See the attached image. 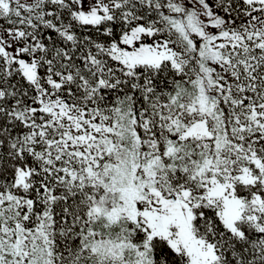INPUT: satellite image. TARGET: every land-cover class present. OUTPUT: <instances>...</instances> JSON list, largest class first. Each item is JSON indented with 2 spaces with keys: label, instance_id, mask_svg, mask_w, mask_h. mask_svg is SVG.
<instances>
[{
  "label": "snow or ice",
  "instance_id": "snow-or-ice-1",
  "mask_svg": "<svg viewBox=\"0 0 264 264\" xmlns=\"http://www.w3.org/2000/svg\"><path fill=\"white\" fill-rule=\"evenodd\" d=\"M0 264H264V0H0Z\"/></svg>",
  "mask_w": 264,
  "mask_h": 264
}]
</instances>
